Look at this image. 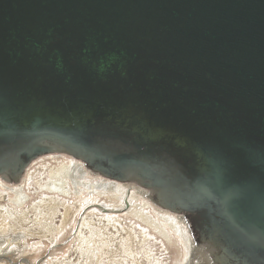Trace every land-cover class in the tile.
<instances>
[{"label":"water","instance_id":"95a60500","mask_svg":"<svg viewBox=\"0 0 264 264\" xmlns=\"http://www.w3.org/2000/svg\"><path fill=\"white\" fill-rule=\"evenodd\" d=\"M58 153L264 264V0H0V178Z\"/></svg>","mask_w":264,"mask_h":264},{"label":"bare ground","instance_id":"6f19581e","mask_svg":"<svg viewBox=\"0 0 264 264\" xmlns=\"http://www.w3.org/2000/svg\"><path fill=\"white\" fill-rule=\"evenodd\" d=\"M56 159L62 160V163L60 162L59 166L53 168V170L49 169L48 165H44L45 172L50 173L40 186V189H37V193L44 196L50 194L53 195V198L57 199L63 198L67 200L68 198H74L78 201L79 197L85 194L82 196L83 203L81 204L79 202L80 208L84 210L78 217L77 227L73 233L74 235H72L74 239L76 236V241L79 239L81 241L84 250L82 257L85 259V264H101L102 260L107 255L104 247L113 246L115 244V241H112V237H114L112 234H101L104 231V225L113 224V227L116 228L115 221L107 217L105 222H99V226L94 225L92 219L84 216L85 212L90 208L97 209L100 213L110 215H127L130 219L136 220L142 224L146 232L152 229L169 245H178L183 258L176 264H212V257L215 250H212L213 248L207 244H198L197 242V245H195L196 239L194 240L192 237L191 230L183 215H175L157 207L152 201L150 193L141 187L137 188L135 185L123 184L117 180L94 175L87 169L83 162L66 154H46L35 159L27 168L25 175L18 184L12 185L0 178V189H2L1 192L3 195L2 199L4 198L6 203L8 202L14 207L25 208L28 202L33 199L31 193L33 176L31 173L35 172L34 169L37 167L50 163L52 160L55 162L60 161ZM37 172H40V170ZM94 194L111 199L113 202L110 204H107L108 201L97 202L98 198H96ZM114 200L117 202H114ZM29 205L30 204H28V206ZM90 222L92 223L89 225ZM47 224L49 231L54 233L56 229L53 223ZM1 225L9 232L10 229H12L9 223H2ZM132 227L141 228V226L133 223ZM82 228L90 230L88 236L87 232L82 230ZM5 232L6 230L3 231V233ZM118 232H120V230ZM130 234L134 235L133 229H131ZM15 241L17 240L13 239L10 241L11 245L16 244ZM60 245L61 244H56L57 247ZM124 248V253L131 255V253L128 252V250L131 249L130 245ZM10 250L11 249L3 250L0 251V253L6 255L11 253ZM110 252H119V249L114 246L113 249H110ZM147 260H150V258L148 257ZM45 262L44 260L43 263ZM109 264H121V262L111 261ZM136 264H138V262Z\"/></svg>","mask_w":264,"mask_h":264},{"label":"rangeland","instance_id":"374dc122","mask_svg":"<svg viewBox=\"0 0 264 264\" xmlns=\"http://www.w3.org/2000/svg\"><path fill=\"white\" fill-rule=\"evenodd\" d=\"M60 162L62 163V160L56 162L52 160L34 169L35 172L31 173L33 199L25 208H17L6 203L4 198L2 199V189H0V251L11 249L9 254L0 253V264H42L44 260L46 262L43 264H85L81 241L80 239L76 241V236L75 239L72 238L78 217L84 210L80 208L79 202L83 203L82 196L85 194H82L78 201L74 198L57 199L50 194L44 196L37 193V189H40L50 173L45 172L44 165H48L49 169L53 170L59 166ZM38 170L40 172H37ZM94 196L98 198L97 202L108 201L107 204L113 202L97 194ZM114 202L117 201L114 200ZM121 215L100 213L97 209L91 208L84 214L85 217L92 219L96 226L100 225V221L105 222L107 217L115 221L116 228L113 224H107L104 225V231L101 233L112 234L114 236L112 241H115L113 246L104 247L107 255L101 264H109L111 261L121 262V264L137 262L138 264H176L182 260L178 245H169L157 232L152 229L146 232L145 227L138 221L130 219L127 215ZM2 223H9L12 226L10 232L2 227ZM47 223H53L56 229L54 233L49 231ZM132 223L141 228H133ZM131 229L134 230V235L130 234ZM4 230H6L5 233H3ZM82 230L87 232V236L89 235L90 230L83 228ZM13 239L17 241H15L16 244L11 245L10 241ZM56 244L61 245L57 247ZM128 245L131 248L128 250L131 255L124 253V247ZM114 246L118 247L119 252H110ZM148 257L150 260H147Z\"/></svg>","mask_w":264,"mask_h":264}]
</instances>
